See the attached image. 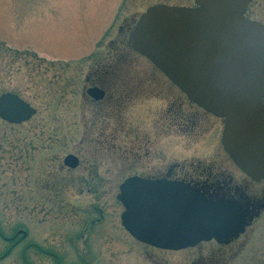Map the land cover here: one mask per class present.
Instances as JSON below:
<instances>
[{"label":"rangeland","instance_id":"1","mask_svg":"<svg viewBox=\"0 0 264 264\" xmlns=\"http://www.w3.org/2000/svg\"><path fill=\"white\" fill-rule=\"evenodd\" d=\"M162 3L195 7L194 0H0V96L17 94L36 110L22 124L0 118V257L11 246L5 238L27 234L0 264H27V244L61 264H264V182L243 181L223 150L224 121L132 50L140 17ZM244 15L264 24V0ZM94 85L105 89L104 100L87 95ZM68 155L80 159L72 171L63 164ZM183 168L205 178L224 171L248 198L257 188L261 210L245 234L172 252L125 231L120 185ZM54 256L26 252L28 264H58Z\"/></svg>","mask_w":264,"mask_h":264},{"label":"water","instance_id":"2","mask_svg":"<svg viewBox=\"0 0 264 264\" xmlns=\"http://www.w3.org/2000/svg\"><path fill=\"white\" fill-rule=\"evenodd\" d=\"M254 1L262 0H195L193 8L155 5L140 17L131 46L190 102L224 119V151L259 182L264 179V25L244 15ZM87 95L104 98L97 88ZM35 114L18 95L0 96L2 120L22 124ZM79 162L68 155L63 164L76 169ZM119 191L123 228L149 247L176 252L245 233L238 203L209 202L187 184L134 176Z\"/></svg>","mask_w":264,"mask_h":264},{"label":"flooded vegetation","instance_id":"3","mask_svg":"<svg viewBox=\"0 0 264 264\" xmlns=\"http://www.w3.org/2000/svg\"><path fill=\"white\" fill-rule=\"evenodd\" d=\"M162 4H164V3H162ZM164 5H166V4H164ZM135 27H136V25H135ZM133 33H134V31H133ZM90 88L100 89L101 91L104 92V98L102 100H104L106 98V91L100 85H94V86H92ZM262 102H263V105H264V99L262 100ZM203 112H205V111H203ZM206 114H208V113H206ZM208 115H210V114H208ZM214 118H216V117H214ZM217 119H219V118H217ZM220 120H222V119H220ZM103 147L106 148V146H103ZM79 161H80V159H79ZM233 164L235 165L234 162H233ZM79 165H80V162H79ZM65 168L69 169L68 167H65ZM70 171H72V169H70ZM224 174H225L224 171H221V172L219 171V172H216L215 174H212L210 176V178H205L206 176L202 172L193 171L192 169L187 170L186 168H183V171L179 172V176H177V174H175L174 171H173L172 173L169 172V174H167L166 176H162V177H159V178H157V177H152V178L143 177V178H147V179H166V180H170V181H178V182L187 184V185L193 187L194 189H196L197 191H199L200 193H202V195L209 202L234 201V202L238 203L242 207V209H243V211L245 213V219H246L245 231H247V229L253 224L254 219L256 218V216L257 217L259 216V212L261 210V209H258L257 204H256L257 199L255 198V195H257V192H255V190L257 188H254L252 190L249 187V185L247 186V187L250 188L249 190H250V193L252 194V195H250L251 198H248V196H247L248 194L246 193L247 190H245V188H243L244 190H242L240 188L242 186V185H240L241 183L232 181L231 178H228L227 176H224ZM243 175H244L243 176V179H244L243 181H245V182L253 183V184H259L261 182H264V179H262L259 182H256V181L252 180L250 177H248L247 175H245L244 173H243ZM135 176H139V175H135ZM252 196L254 198H252ZM0 233H1V231H0ZM240 236H242V235H238V236H236L234 239H232L230 241L218 242V241L213 240V241H211L209 243L215 242L218 245H226L229 242H232V241L236 240V238H238ZM26 237H27L26 231L20 229L11 238H5L6 243H10L11 246L9 248V251L6 252L4 256L0 257V261L4 260L6 258L7 254H11L12 250L16 246H18V245L22 244L23 242H25ZM201 244H205V243H201ZM199 245H197V247ZM29 247L30 248L33 247L35 249H38L40 251V253L43 252V253H46V254L54 256V254L42 250L36 244H27L24 247V249L22 250V252H21L22 258H23L24 262L27 263V264H28V262L26 260V252L28 251ZM54 257L57 258L58 264H61L60 259L57 256H54Z\"/></svg>","mask_w":264,"mask_h":264},{"label":"bare ground","instance_id":"4","mask_svg":"<svg viewBox=\"0 0 264 264\" xmlns=\"http://www.w3.org/2000/svg\"><path fill=\"white\" fill-rule=\"evenodd\" d=\"M230 158V157H229ZM231 159V158H230ZM232 160V159H231Z\"/></svg>","mask_w":264,"mask_h":264}]
</instances>
